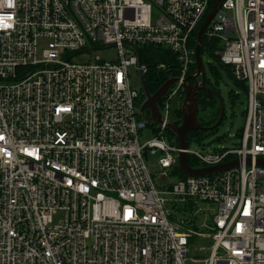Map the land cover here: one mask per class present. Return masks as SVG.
Listing matches in <instances>:
<instances>
[{
  "label": "built area",
  "instance_id": "obj_1",
  "mask_svg": "<svg viewBox=\"0 0 264 264\" xmlns=\"http://www.w3.org/2000/svg\"><path fill=\"white\" fill-rule=\"evenodd\" d=\"M211 1L0 0V264H264V0H223L203 32L246 85L239 144L191 151L186 136L181 150L165 136L182 121H169L170 100L181 108L200 83L190 42ZM41 39L52 47L38 52ZM110 47L116 60L72 61ZM158 51L176 80L152 124L128 68L144 78L140 55ZM158 152V178L179 176L165 188L144 162ZM180 153L195 170L237 165L187 175Z\"/></svg>",
  "mask_w": 264,
  "mask_h": 264
},
{
  "label": "rangeland",
  "instance_id": "obj_2",
  "mask_svg": "<svg viewBox=\"0 0 264 264\" xmlns=\"http://www.w3.org/2000/svg\"><path fill=\"white\" fill-rule=\"evenodd\" d=\"M52 42L48 39H41L38 45V52L45 49H50ZM95 58H99L105 61H111L117 59V50L114 47H110L103 50H93L85 52L73 57L72 61L75 63H86L94 61ZM202 65L206 79L209 81L208 87L219 92L220 100L223 105V120L217 129L213 132L207 131V133L201 137L192 139L188 144V150L200 151L201 144L207 145L211 150L219 148H228L234 144H239L240 135L242 132L245 112L247 109V95L243 87L239 82H236L234 77H231L225 68L217 65L216 61L206 54L202 55ZM216 68V70L214 69ZM214 69V70H213ZM129 79L131 86L135 89L140 88L139 73L134 66L128 68ZM169 121L172 123H178L179 118L177 116L180 111V104L177 98H173L169 102ZM199 109V108H198ZM212 117V112L209 110L200 111L198 110L197 118L199 122L205 123ZM201 124V123H200ZM202 125V124H201ZM205 128H210L202 125ZM154 134L151 132V128H147L139 135V143L144 144L151 140ZM199 139V140H198ZM200 142V143H199ZM161 154H146L144 156V162L148 173L156 188L168 186L174 184L179 180V176L175 173L169 172L167 179L158 178L162 172L158 159ZM181 231H185L182 229ZM199 233L204 232L202 229L198 230ZM199 245L203 246L206 244L205 240L199 239ZM209 246V245H208Z\"/></svg>",
  "mask_w": 264,
  "mask_h": 264
},
{
  "label": "water",
  "instance_id": "obj_3",
  "mask_svg": "<svg viewBox=\"0 0 264 264\" xmlns=\"http://www.w3.org/2000/svg\"><path fill=\"white\" fill-rule=\"evenodd\" d=\"M223 0H216L214 5L212 6L211 11L203 21L202 25L200 26L197 35H196V44H195V66H196V73L189 78L198 79L200 78V83L197 82L194 85H185V95L182 101V105L180 108L182 121L180 125H174L169 123L167 125L168 130L175 136L178 146L181 150H185L186 148V136L191 131H209L212 130L215 126H218L222 116H223V105L221 104V111L218 120L216 121L214 126L210 128L203 127L198 118V103L196 100L197 93L205 87L204 82V69L202 65V58H201V46L203 42V32L206 29L209 22L213 19L215 13L217 12L219 6L221 5ZM140 66V64H138ZM141 90L144 95V101L140 106V116L141 118L152 124H160V112L157 106L158 101L163 99L168 90L170 89L171 85L175 82L176 79H168L154 94H150L146 88L143 75L140 74L139 76ZM148 113V115H147ZM250 164V161L247 162ZM257 166L264 168V161L257 160ZM237 165V162H231L227 164H223L214 168H207V169H191L186 161V155L184 153L179 154V168L180 170L187 174V175H204L215 173L218 171H224L230 169Z\"/></svg>",
  "mask_w": 264,
  "mask_h": 264
},
{
  "label": "trees",
  "instance_id": "obj_4",
  "mask_svg": "<svg viewBox=\"0 0 264 264\" xmlns=\"http://www.w3.org/2000/svg\"><path fill=\"white\" fill-rule=\"evenodd\" d=\"M215 1L216 0L211 1L209 8H208V11L205 15V18L207 17L210 10L212 9V6L214 5ZM205 18H204V20H205ZM197 32H198V30L196 31V34L194 35L193 39L190 42V47L194 48V49H195V44H196ZM217 48H219L217 41H214L211 43L204 41L202 46H201V57L203 54H206L209 57L213 58L216 61L217 65L225 68L227 73L231 77H233L231 69L222 65L220 63L219 57L217 55H215V50H217ZM158 53H159V59H157V61H155L154 57L151 56L149 54V52H146L144 55H140L141 64L145 65L148 68L147 73L144 75V82H145L146 88L150 94H154L170 77L176 76V72L173 69L174 68L173 65L175 63L173 58H171L169 56V54L167 55V52L158 51ZM157 62H164V63L170 65V71L169 70L166 72L156 71L155 65ZM214 69L216 70V68H214ZM194 72H196L195 65H193L191 67L190 74H193ZM190 81H191V83L195 82L194 79H191ZM204 82H205V87L197 93L196 100H197L198 107H199L200 111L209 110L210 112H212V117L210 118L209 121H207L205 123L200 122L202 125L210 127V126H214L216 121L219 118L222 102L220 104L221 100H220L219 92L208 87L209 81H208V79H206L205 75H204ZM236 82H238V81H236ZM239 83L243 87L244 91L246 92V85L243 82H239ZM143 98L144 97L141 96V101L143 100ZM161 102H162V100L158 101L159 106H160ZM147 115H148V113H147ZM177 116L180 120L182 119L180 111L178 112ZM222 120H223V117H222L219 125L221 124ZM150 126L153 127L152 124ZM217 127L218 126H215L212 130H209V131L213 132L217 129ZM206 133H207V131H191L187 134V139L190 140V139H194V138H199V137H201V134L204 136ZM165 136L169 139L174 140V141L176 140L175 136L170 131H166ZM187 162H188V164H191V165L193 164V162L190 159H187Z\"/></svg>",
  "mask_w": 264,
  "mask_h": 264
},
{
  "label": "flooded vegetation",
  "instance_id": "obj_5",
  "mask_svg": "<svg viewBox=\"0 0 264 264\" xmlns=\"http://www.w3.org/2000/svg\"><path fill=\"white\" fill-rule=\"evenodd\" d=\"M199 108V107H198ZM199 110V109H198Z\"/></svg>",
  "mask_w": 264,
  "mask_h": 264
}]
</instances>
